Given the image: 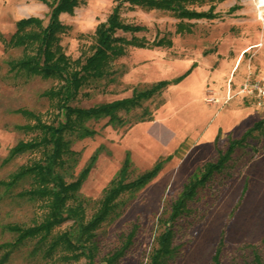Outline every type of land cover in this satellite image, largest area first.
Returning <instances> with one entry per match:
<instances>
[{
	"label": "rangeland",
	"instance_id": "1",
	"mask_svg": "<svg viewBox=\"0 0 264 264\" xmlns=\"http://www.w3.org/2000/svg\"><path fill=\"white\" fill-rule=\"evenodd\" d=\"M184 1L203 8L212 2L213 13L186 15L168 6L122 0L121 16L141 22L142 26L135 29L118 26L115 31L125 36L134 32L146 41L125 40L124 49L111 56L105 72L89 76L69 99L88 104L130 93L133 86L146 85L158 76H171L197 60L202 62L184 85L170 81L165 89L167 83L159 91L141 96L136 103L116 107L111 118L107 113L87 115L83 122L92 126V131L64 130L71 147L63 150V161L58 165L64 177L75 176L90 161L74 190L75 196L67 198L71 202L81 200L85 217L98 205L104 185L122 160L126 148L121 138L123 129L131 121L154 111L165 93L171 103L185 102L192 95L199 97L202 88L205 89L201 83L204 63L209 70L204 81L218 95L224 94L228 78L233 86L249 69L264 75V7L262 15H258L254 0ZM112 3L113 0H78L71 10L59 11L60 18L67 23L59 30V40L70 56L84 55L92 49L94 26L105 17ZM48 8L47 0H0V177L3 178L0 180V264H96L122 242L131 226H134L132 238L112 264H152L150 253L162 226L158 215L165 211L187 174L175 176L173 161L185 139H181L172 154L163 159L158 171L144 183L134 190L125 188L118 193L116 208L93 227L89 249L60 244L52 251H45L48 237L39 238L36 233L14 240L16 229L8 223L38 220L48 203L46 195L28 189L38 183L36 176L27 171L13 177L12 172L34 158H44L46 151L40 143L14 152L10 146L19 137L40 133L35 122L37 116L55 121L63 112L56 95L44 91L56 86L61 77L13 63L15 57L31 51L33 46L6 38L15 27L16 16L34 12L45 21ZM239 94L233 92L222 103L232 101ZM243 94L244 100L254 106L253 94ZM213 101L217 102H210ZM258 105L259 115L264 116V97ZM228 132L218 137L221 146L226 143ZM166 151H133L126 176L134 175ZM74 224L72 216H68L56 222L51 231ZM173 226L174 247L159 264H212L211 253L221 229V264H264V121L253 128L243 143L234 145L220 169L197 186L188 198V208L176 216Z\"/></svg>",
	"mask_w": 264,
	"mask_h": 264
},
{
	"label": "trees",
	"instance_id": "2",
	"mask_svg": "<svg viewBox=\"0 0 264 264\" xmlns=\"http://www.w3.org/2000/svg\"><path fill=\"white\" fill-rule=\"evenodd\" d=\"M78 0H47L49 4L48 15L45 21L39 14L30 12L20 14L15 18V27L10 32L7 40L22 42L33 46L31 51L15 57L12 61L23 65L29 70H40L43 73H55L61 77L56 86L44 89L56 95V101L63 116L57 120H45L37 116L35 122L40 128L37 136L23 138L19 137L10 146L14 152L28 146L42 144L46 151L44 158L37 157L30 162L19 165L13 172L15 177L20 173L30 171L38 178V183L28 187L31 193H39L47 196L48 206L43 215L33 222L21 223L9 222L8 225L16 229L14 240H21L30 234H38L39 238L48 237L45 251H52L56 246L77 247L79 250L90 248L93 227L100 220L114 210L118 204V193L122 189L134 190L151 177L161 166L163 159L170 152L156 156L152 162L131 176H126V171L131 162L129 148L125 153L115 172L104 185L100 201L89 216L83 215L81 200L68 201L70 195L75 196L74 190L79 185L82 177L87 171L90 161L81 166L78 174L65 178L58 165L62 163L63 150H71L68 137L64 136V130H74L79 133L92 131V126L83 122L84 117L90 114L107 113L108 118L116 114V107L129 106L139 101L143 95H149L155 90H160L168 81L177 79L186 72L190 64L182 71L171 76H158L150 83L135 87L130 93L101 99L88 104H78L69 101L75 95L79 85L89 76L100 75L107 69V63L111 56L124 49V41L131 40L136 43H144L146 39L132 32L129 36L115 31L116 27L135 29L142 26L141 22L131 21L121 16L119 6L122 0H113V3L105 17L98 19L93 29L92 49L84 55L70 56L62 47L59 40V30L67 23L59 16L61 9L71 10ZM130 3L138 2L145 5L168 6L179 14L199 15L213 13L209 3L207 8L188 5L184 0H128ZM234 4L236 2H233ZM149 112L146 115H150ZM264 121V116H256L237 132H228L227 141L221 146L215 139V150L212 155L205 157L197 163L182 179L181 185L175 195L169 200L164 212L158 215L162 226L156 233V243L153 245L150 259L152 264H159L169 254L174 243L172 235L174 232L173 221L176 216L188 208V198L191 197L197 186L204 182L214 170L220 169L227 160L229 151L236 143H243L253 128ZM94 153L90 154L92 159ZM3 178L0 177V180ZM72 216L75 224L73 227H64L51 231L56 222L65 217ZM134 226H131L125 234L122 242L106 254L105 259L96 264H112L116 256L123 250L131 240ZM88 241V242H87ZM223 241L221 229L215 247L211 253L212 264H221L220 249ZM75 264H89L78 262Z\"/></svg>",
	"mask_w": 264,
	"mask_h": 264
},
{
	"label": "crops",
	"instance_id": "3",
	"mask_svg": "<svg viewBox=\"0 0 264 264\" xmlns=\"http://www.w3.org/2000/svg\"><path fill=\"white\" fill-rule=\"evenodd\" d=\"M199 63L202 62L197 60L192 63L180 77L170 81L177 85H184ZM207 65L204 63V72L201 78V83L205 85L206 90L204 89V92L201 87L199 97L192 95L185 102L171 103L169 95L165 93L162 102L157 105L154 111H151L150 115H144L127 124L121 138L125 142V146L129 148L131 157L133 151L144 153L143 149L152 152L167 150L166 153L170 152L171 155L172 150L176 149L181 139H185L181 152L175 160L173 158L176 164L175 176H181L205 157L213 154L215 139L227 131L239 132L245 124L259 115L258 102L252 101L254 105L252 106L250 101L244 100L246 96L243 93L226 103L220 101L211 103L212 100H206L204 98L206 87L211 86L204 81L207 78L206 71H209ZM242 77L235 81L232 88H235ZM170 81L167 82L164 89ZM224 112L228 115L223 114ZM157 148L161 149L157 150Z\"/></svg>",
	"mask_w": 264,
	"mask_h": 264
},
{
	"label": "built area",
	"instance_id": "4",
	"mask_svg": "<svg viewBox=\"0 0 264 264\" xmlns=\"http://www.w3.org/2000/svg\"><path fill=\"white\" fill-rule=\"evenodd\" d=\"M230 78L226 81L224 94L218 95L213 92L211 86H208L204 98L206 100H217L222 102L226 97L230 96L233 92L251 93L256 102H261L264 97V75L258 70H248L246 74L238 81L235 88H232ZM219 98V99H218Z\"/></svg>",
	"mask_w": 264,
	"mask_h": 264
},
{
	"label": "bare ground",
	"instance_id": "5",
	"mask_svg": "<svg viewBox=\"0 0 264 264\" xmlns=\"http://www.w3.org/2000/svg\"><path fill=\"white\" fill-rule=\"evenodd\" d=\"M257 6L258 15H262V8L264 7V0H254Z\"/></svg>",
	"mask_w": 264,
	"mask_h": 264
}]
</instances>
